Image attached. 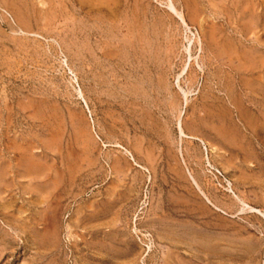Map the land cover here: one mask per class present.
<instances>
[{
	"label": "rangeland",
	"instance_id": "obj_1",
	"mask_svg": "<svg viewBox=\"0 0 264 264\" xmlns=\"http://www.w3.org/2000/svg\"><path fill=\"white\" fill-rule=\"evenodd\" d=\"M0 264H264V0H0Z\"/></svg>",
	"mask_w": 264,
	"mask_h": 264
},
{
	"label": "bare ground",
	"instance_id": "obj_2",
	"mask_svg": "<svg viewBox=\"0 0 264 264\" xmlns=\"http://www.w3.org/2000/svg\"><path fill=\"white\" fill-rule=\"evenodd\" d=\"M99 6V5H98ZM170 8L172 9V11H174L178 16H179V18L181 19V21L183 22V24L185 25V26H187L188 27V24H187V22H186V20H185V18L184 17H182V13H180L178 10H176V8H175V6L173 5V3L171 2V4H170ZM117 20V19H116ZM143 36V35H142ZM181 124V123H180ZM184 131H183V129L181 128V133H183ZM245 204V203H244ZM249 209H251V210H256V209H253V208H251V207H249L248 205H246ZM260 212V211H259ZM207 245V244H206ZM198 246V245H197ZM200 248V247H199Z\"/></svg>",
	"mask_w": 264,
	"mask_h": 264
}]
</instances>
